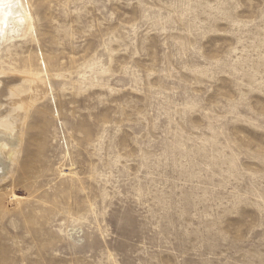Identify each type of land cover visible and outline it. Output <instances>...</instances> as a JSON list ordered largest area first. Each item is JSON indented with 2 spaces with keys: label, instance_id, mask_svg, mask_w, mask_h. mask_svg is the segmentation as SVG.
<instances>
[{
  "label": "rangeland",
  "instance_id": "obj_1",
  "mask_svg": "<svg viewBox=\"0 0 264 264\" xmlns=\"http://www.w3.org/2000/svg\"><path fill=\"white\" fill-rule=\"evenodd\" d=\"M28 9L0 264H264V0Z\"/></svg>",
  "mask_w": 264,
  "mask_h": 264
},
{
  "label": "bare ground",
  "instance_id": "obj_2",
  "mask_svg": "<svg viewBox=\"0 0 264 264\" xmlns=\"http://www.w3.org/2000/svg\"><path fill=\"white\" fill-rule=\"evenodd\" d=\"M32 16L28 9V0H0V51L10 42L22 39L32 27ZM4 75V74H2ZM16 78L7 73L0 76V179L9 174L10 166L16 157V149L21 141L17 129V117L22 121L27 117L26 111L32 100L41 97L47 84L35 80L21 90L13 85ZM3 96V97H1ZM3 98V99H2ZM6 109H2L3 105Z\"/></svg>",
  "mask_w": 264,
  "mask_h": 264
}]
</instances>
